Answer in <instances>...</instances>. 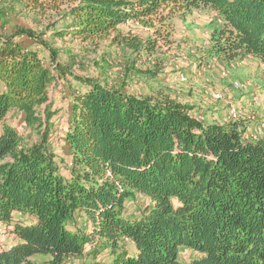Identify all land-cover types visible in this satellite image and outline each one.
<instances>
[{"label":"trees","instance_id":"obj_1","mask_svg":"<svg viewBox=\"0 0 264 264\" xmlns=\"http://www.w3.org/2000/svg\"><path fill=\"white\" fill-rule=\"evenodd\" d=\"M200 8L221 22L211 55L264 64V0H0V223L18 240L0 252V264H38V256L65 264L97 239L111 264H264V136L245 141L239 121L206 125L163 91L131 95L79 75L46 39L49 32L84 43L109 39L152 54L157 40L143 44L119 27L161 26L157 36L169 43L174 18ZM19 12L43 31L8 33ZM137 71L155 79L163 69ZM60 81L81 86H71L66 123L69 176L50 146L49 92ZM10 114L22 115L38 140L29 144L8 124ZM136 194L148 204L129 219L126 202ZM78 213L91 231L70 229ZM19 215L32 222H15ZM182 248L195 257L182 261Z\"/></svg>","mask_w":264,"mask_h":264},{"label":"rangeland","instance_id":"obj_2","mask_svg":"<svg viewBox=\"0 0 264 264\" xmlns=\"http://www.w3.org/2000/svg\"><path fill=\"white\" fill-rule=\"evenodd\" d=\"M8 26V33L14 28L39 33L43 31V26L24 12L10 16ZM62 26L63 23H60L59 27ZM220 26L221 22L214 11L200 8L174 18L169 43L159 40L157 36L161 26L146 27L131 21L119 27L121 34L137 38L143 44L157 40L156 50L152 54L143 48L136 51L125 44H112L109 39L84 43L69 35L64 39H53L50 32L46 39L59 50L62 62H74V71L79 75L97 78L131 95L148 96L163 91L189 106L191 115L206 125L241 122L246 130L244 140L255 142L264 136V64L252 56L225 62L211 55V36ZM158 64L163 71L155 79L146 78L137 71L152 69ZM128 70L132 72L128 73ZM237 84L241 87H236ZM71 86L76 91L81 88L74 81ZM71 86L60 81L49 92V103L56 112L52 119L50 146L60 171L66 176L71 174L70 150L65 141L66 123L71 110ZM232 110L237 114V119L231 116ZM12 114L7 117L8 124L14 126L29 144L38 140V135L25 127L22 115ZM147 204V198L136 194L126 202L127 218L139 217ZM22 219L24 217L16 216L15 222ZM91 226L88 216L83 213L76 214V220L70 223V229L76 232H89ZM3 232L6 234V246L13 234L10 228L0 223V234ZM96 248H99L100 254L95 259L91 252ZM128 248L134 251L132 245ZM86 251L85 256L70 258L65 264H111L110 251L99 239L90 243ZM180 257L187 262L195 255L182 248ZM46 260L44 256L33 258L38 264H45Z\"/></svg>","mask_w":264,"mask_h":264},{"label":"built area","instance_id":"obj_3","mask_svg":"<svg viewBox=\"0 0 264 264\" xmlns=\"http://www.w3.org/2000/svg\"><path fill=\"white\" fill-rule=\"evenodd\" d=\"M236 87H241V86H239V85L237 84ZM231 116H232L234 119H237V114H235V111H233V110L231 111ZM5 237H6L5 232H3V233L0 234V252L5 251V250H9V249H11V248L13 247L12 244H7V245L5 246V243H4V240L6 239Z\"/></svg>","mask_w":264,"mask_h":264},{"label":"crops","instance_id":"obj_4","mask_svg":"<svg viewBox=\"0 0 264 264\" xmlns=\"http://www.w3.org/2000/svg\"><path fill=\"white\" fill-rule=\"evenodd\" d=\"M0 132H1V129H0ZM63 174V173H62ZM16 219H19V218H16ZM21 222H24L25 224H30L32 221L31 220H28V219H22L21 220ZM12 228L10 227V230H11ZM14 236V235H13ZM11 236V238L10 239H8V242L7 243H9V244H12V245H15V244H17V242H18V240L16 239V237L14 236Z\"/></svg>","mask_w":264,"mask_h":264}]
</instances>
